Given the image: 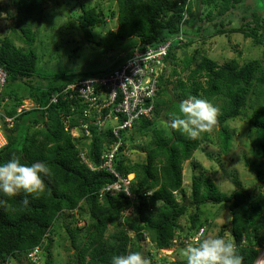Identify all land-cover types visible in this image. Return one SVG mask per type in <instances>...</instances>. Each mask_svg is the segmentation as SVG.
<instances>
[{"label":"trees","instance_id":"16d2710c","mask_svg":"<svg viewBox=\"0 0 264 264\" xmlns=\"http://www.w3.org/2000/svg\"><path fill=\"white\" fill-rule=\"evenodd\" d=\"M11 1L9 13L16 17L19 37L31 45L36 37L31 26L42 18L45 0ZM52 1L63 9L64 2ZM259 1L115 0L116 10L110 13L116 20L115 29L109 30L113 38L110 59L100 67L82 72H57L45 87L39 82L34 87L27 83L37 70V54L33 47L24 50L10 38L0 39V66L7 72L6 85L25 81L29 97L36 103L31 108L18 110L26 97L10 93L7 99L3 92L1 99L7 102L0 108L11 122L10 125L4 123L6 144L0 148V163L19 158L22 163L43 162L51 170V174L44 177L46 191L39 198L23 192L14 197L0 194V201H3L0 203V264L24 259L36 246L46 251L45 264H52L51 236L58 234L61 215L65 211L78 210L83 217V205L87 217L83 227L86 235H78L82 227H66L65 236L69 241L66 249L74 250L68 264H111L115 255L142 252L144 234L156 250L174 246V240L178 241L176 249L184 250L186 239L199 227L204 225L207 229L212 224L209 217L202 216L201 208L207 203L226 207L231 215L229 223H224L216 236L225 238L229 225V238L225 239L236 245L242 264H255L264 250V195L242 187L237 174H233L235 188L229 193L220 192L203 168L201 173L192 174L187 200L182 164L202 143L215 141L219 153L227 155L234 136L228 121L247 116L246 106L254 95L258 104L248 117L255 133L250 145L254 158L250 160L243 155V160L258 180L264 177V170L256 159L264 158V47L261 56L250 58L242 65L235 60L219 64L196 48L181 60L178 70L176 49L188 47L201 37L231 33H241L251 38L255 45L263 46L264 13L259 10ZM201 3L210 7L204 17L193 14L194 9L200 10ZM80 8V30L84 25L92 28L103 22L98 7L81 5ZM57 12L61 15L63 10ZM192 18L203 22L193 27ZM11 30L17 32L14 26ZM85 37L94 44L91 35L85 34ZM167 40L172 42L164 58L166 66L158 76L154 96L144 105L153 106L151 118L141 116L130 130L120 131L122 146L113 164L123 175L134 173L130 186L134 200L122 191L101 192V188L115 178L107 171L91 170L80 151L86 149L85 158L97 166L103 149L114 139L110 124L100 131L91 124V136H84L81 129L79 136H71L72 128H78L89 119L86 111L92 102L78 95L75 88L66 91L65 88L81 79L107 76L126 61L136 46H157ZM95 44L99 46L100 42ZM173 77L176 85L171 90L168 85L174 81ZM98 92L96 87L91 97ZM52 95L57 98L55 102L50 101ZM191 97L210 101L219 109L214 128L195 140L171 127V114L178 112L180 103ZM107 112L106 108L102 110L103 115ZM164 117L169 124H164ZM64 121L69 125L67 129ZM139 137L147 139L140 149L145 156L131 161L125 149ZM149 190L151 194H146ZM24 199L29 200L27 206L23 204ZM131 206L133 216H123ZM185 215L188 224L186 222L184 227L179 221ZM120 219L123 226L108 233L120 224ZM148 260L150 264H157L165 258L159 260L150 254ZM169 264H186V260H172Z\"/></svg>","mask_w":264,"mask_h":264},{"label":"rangeland","instance_id":"374dc122","mask_svg":"<svg viewBox=\"0 0 264 264\" xmlns=\"http://www.w3.org/2000/svg\"><path fill=\"white\" fill-rule=\"evenodd\" d=\"M63 3V9L52 0H45L42 8L43 16L40 18L37 24H32V30L35 31L36 37L33 44L29 45L23 42V39L19 37L18 27L15 26L16 17L11 16L9 10L12 7L11 0H0V39L7 37L10 38L13 43L24 50L33 47L37 54V70L34 77H30L27 83L33 87L38 82L40 85L49 84L50 77L57 72L63 74L64 72H82L85 69L92 67H100L110 59L111 53L110 46L112 44V35L109 30H114L116 27V20L110 15V13L116 10L115 0H59ZM81 5L86 7L96 6L102 12L103 22L95 27L87 28L86 25L80 28L82 22H79L78 15L81 12ZM195 7V5L193 4ZM200 10H193V14L197 13V16L204 17L206 12L210 10V7L206 4H199ZM59 7V8H58ZM259 10L264 13L263 0L259 1ZM196 8V7H195ZM63 10V13L58 14L57 11ZM212 13L213 12V9ZM264 16V15H263ZM192 26L194 27L198 23L203 21L190 19ZM11 26L17 30L16 33L12 32ZM86 30V32H84ZM88 37L91 35L92 44L86 40L85 34ZM99 41L100 45L96 46L95 42ZM264 45H255L253 40L249 37H244L241 33H231L229 35H217L213 34L206 38L197 39L193 44L183 48L182 46L176 49L177 62L179 63L177 70L181 67V60L185 56H189L193 53L194 49L198 48L200 51L213 58L217 63L223 64L232 60H235L238 65H242L244 61L250 58H256L261 56ZM57 73V74H58ZM185 74V73H184ZM183 73L182 75L185 76ZM62 76V75H61ZM174 79V77L172 78ZM176 85L175 79L168 88L173 90ZM28 85L23 80H17L11 84L5 85L4 95L8 99L10 93H16L24 95L23 105L27 108H31L35 105L34 100L29 97ZM7 102V101H6ZM5 102V103H6ZM217 103H220L217 101ZM256 97L250 96V99L246 106V115L238 116L234 119H229L228 126L233 130V144L232 149L227 155H221L215 141L212 143H202L197 150L194 151L192 157L182 164L183 174V187L185 191V198L188 200L190 194V183L192 174H199L203 171V168L207 170L208 176L217 185L220 192L229 193L235 188L233 183V174H237V178L240 184L244 188H249L254 194L261 193L264 195V177L258 180L252 171L245 165L243 155L246 158H254L252 151L251 141L255 138L254 129L248 117L252 116L253 110L257 107ZM163 117V116H160ZM164 124H169L170 121L164 117ZM128 131V130H127ZM215 136H212L213 140ZM147 139L145 137H139L132 145L127 146L125 154L129 156L131 161H136L145 156V152L141 151L142 145ZM144 142V143H143ZM133 146V147H132ZM130 147V148H129ZM133 148V151H131ZM136 150L144 152V154L136 153ZM140 155V157L138 156ZM208 155H211L210 157ZM216 158V159H215ZM260 163L261 168L264 170V158H256ZM178 195V201L180 200ZM82 216H79L78 210L73 212L65 211L60 218L57 225V233L51 236L52 248L51 258L52 264H68L70 255L74 250H67L66 246L69 245V241L66 235V227H82L78 231V235L85 236V226L87 217L85 214V205H83ZM127 211V210H126ZM202 216H207L212 220V224L206 230V237H215L219 229L224 223H229L230 218L226 220L228 209L221 207L218 204L207 203L201 208ZM133 208L123 216H133ZM187 215L180 219V225L186 226L188 224ZM120 224L117 227L110 229L108 233L114 232L120 229L122 219L119 220ZM58 223V221H57ZM126 228V225H124ZM225 231V238H229L230 226L227 225ZM130 233V232H128ZM82 238V237H81ZM141 249L143 255L148 259L150 254L157 257V253L154 246L144 240L141 242ZM170 252L163 251L169 260H181L185 259L182 255L183 249L172 248ZM263 253V250L261 251ZM264 254V253H263ZM39 259L37 264H45L47 258L46 251L40 250ZM261 259L262 261H259ZM257 264H264V255H261ZM9 264H30L24 261L22 258L17 260H10Z\"/></svg>","mask_w":264,"mask_h":264},{"label":"built area","instance_id":"2783aa9c","mask_svg":"<svg viewBox=\"0 0 264 264\" xmlns=\"http://www.w3.org/2000/svg\"><path fill=\"white\" fill-rule=\"evenodd\" d=\"M171 42L172 40H167L157 46H145L144 48L136 46L126 61L107 76L81 79L65 88V91L75 88L78 95L92 102L86 111L89 119L80 124L78 128H72L70 130L72 135H77L81 129L84 136H91L89 128L91 124L97 126L98 131H100L106 129V123L110 122L114 139L112 143L103 149L102 159L97 166L85 158V149L80 151L83 161L91 170H104L117 177L116 183L105 185L101 188V192H119L114 190H120V183L128 184L134 179L133 174L132 177H130L131 174L123 178L119 177L113 166L119 148L122 146L120 131L129 129L141 116L150 115L153 106L151 104L144 105L147 99L152 98L157 90V79L166 66L164 58L168 53ZM6 79L7 73L0 66V105L4 103L1 96ZM96 87H98L99 92L91 97ZM56 100L55 95H52L50 101L55 102ZM104 108L108 109V112L103 115L102 110ZM10 122L11 118L5 116L0 108V148L6 144L4 123L10 125ZM64 123L67 129L69 125L66 121ZM122 192L130 196L127 189ZM205 229L204 225L199 227L196 234L186 239L185 244L187 246L194 244L197 239H200ZM39 252L40 249L36 246L27 252L23 260L32 264L39 259ZM256 262L255 264H257ZM157 264L162 263L158 261Z\"/></svg>","mask_w":264,"mask_h":264},{"label":"clouds","instance_id":"9594fccd","mask_svg":"<svg viewBox=\"0 0 264 264\" xmlns=\"http://www.w3.org/2000/svg\"><path fill=\"white\" fill-rule=\"evenodd\" d=\"M22 108L28 109L22 104L18 110ZM218 112L219 109L212 102L191 97L180 103L178 112L171 114V127L195 140L202 133L214 128L217 124ZM139 154H144V152ZM50 174V168L43 162L29 164L22 163L19 158L9 159L0 163V194L14 197L23 192L39 198L46 191L44 177ZM23 204L27 206L29 200L24 199ZM261 254L260 252L258 257ZM182 255L186 264H242V258L237 252L236 245L219 236L197 239L194 244H189L182 251ZM111 264H150V261L140 251H128L126 254L113 256Z\"/></svg>","mask_w":264,"mask_h":264},{"label":"bare ground","instance_id":"6f19581e","mask_svg":"<svg viewBox=\"0 0 264 264\" xmlns=\"http://www.w3.org/2000/svg\"><path fill=\"white\" fill-rule=\"evenodd\" d=\"M144 116V115H143ZM144 117H149V118H151V114L149 115V116H144ZM137 121V120H136ZM135 121V122H136ZM134 122V123H135ZM133 123V124H134ZM109 125L110 124V122H107L106 123V125ZM133 124H132V126L128 129V130H130L132 127H133ZM126 130V129H125ZM125 130H121V131H125ZM71 133V132H70ZM80 135V131L77 133V135H72V133H71V136H79ZM118 175H119V177H121V178H123V177H125V176H128V174H131L130 175V177H132V174L134 175V173L133 172H129V173H127V174H125V175H123V174H121L120 172H116ZM112 174V173H111ZM113 175V174H112ZM113 177L115 178V180L113 181V182H110L109 184H114V183H116L117 182V177L116 176H114L113 175ZM120 190H114V191H124V189H127L129 192H130V186L132 185V182H129L128 184H123V183H120ZM152 191L151 190H149V191H146V194H148V193H151ZM131 201L132 200H134V195L130 192V196H128V195H126ZM132 207V206H131ZM133 208V207H132ZM128 210H130V208L128 209ZM127 210V211H128ZM127 211L125 212V213H127ZM206 229H205V231L203 232V234L200 236V239L202 240L203 239V236L206 234ZM197 232V231H196ZM205 233V234H204ZM196 234V233H195ZM144 236V240H147L148 242H150V240H149V238L148 237H145V234L143 235ZM144 240H142V241H144ZM178 241H176V240H174L173 241V243H174V246H172V247H169V248H167V249H165V248H162V249H159V250H156L155 249V247H154V249H155V251H156V253L158 254L157 255V259H159V260H161L162 258H165V261H160V263H162V264H169V262H170V260L168 259V257L165 255V254H163L162 252L163 251H167V252H170V250L171 251H173L172 250V248H175V250H176V247H175V243H177ZM151 243V242H150ZM172 243V244H173ZM186 247H187V245H185ZM259 261H262L261 259H259ZM32 264H37V260L35 261V262H33Z\"/></svg>","mask_w":264,"mask_h":264},{"label":"water","instance_id":"95a60500","mask_svg":"<svg viewBox=\"0 0 264 264\" xmlns=\"http://www.w3.org/2000/svg\"><path fill=\"white\" fill-rule=\"evenodd\" d=\"M249 1V3H251V0H248ZM263 4H264V0H263ZM132 151H133V149H132ZM137 151V150H136ZM137 152H139V153H143V152H141V151H137ZM231 217V215L229 214L228 216H227V218H226V220H228V218H230Z\"/></svg>","mask_w":264,"mask_h":264}]
</instances>
